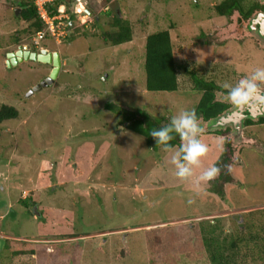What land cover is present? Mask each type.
Masks as SVG:
<instances>
[{
  "label": "rangeland",
  "instance_id": "rangeland-1",
  "mask_svg": "<svg viewBox=\"0 0 264 264\" xmlns=\"http://www.w3.org/2000/svg\"><path fill=\"white\" fill-rule=\"evenodd\" d=\"M223 1L87 0L89 23L72 16L69 38L34 47L29 24L12 13L17 5L0 0V106L20 113L0 125V264H211L202 233L219 226L217 236L229 234L232 220L242 222L249 212L241 210L245 203L257 206L252 212L264 210V131L256 132L262 127L249 129L251 135L244 129L240 140L232 128L202 137L212 148L204 165L223 171L197 194L175 177L169 153L152 150L106 109L110 103L166 121L182 109L196 111L201 92L190 90L183 73L186 91L146 90V39L156 32L170 31L180 67L206 72L219 85L264 66V46L246 27L239 34L236 13L216 14ZM115 12L131 24L130 42H105L106 31H117ZM14 42L59 52L58 85L29 95L51 67L28 61L9 68ZM215 186L223 197L211 193ZM25 193L30 209L20 203ZM4 234L30 238L40 246L37 256L11 262L15 248Z\"/></svg>",
  "mask_w": 264,
  "mask_h": 264
},
{
  "label": "trees",
  "instance_id": "trees-1",
  "mask_svg": "<svg viewBox=\"0 0 264 264\" xmlns=\"http://www.w3.org/2000/svg\"><path fill=\"white\" fill-rule=\"evenodd\" d=\"M245 1L224 0L215 6V12L220 17L231 18L235 13H240V24L238 23L240 25V34H243V26L247 19L250 18L249 16L253 14L250 7L247 8L245 6ZM64 4L69 10L71 0H66ZM59 6L60 4L57 5V8ZM57 8H51L52 13H57ZM22 17L23 20L29 23L28 29L32 35L44 29V25L37 13L35 0L27 3V10L23 12ZM114 18V23L111 26L117 28V31H106L104 33L105 42L109 41L112 45L130 42L133 35L131 24L120 19L117 14L114 15ZM178 53V48L172 41L170 31L156 32L147 37L144 65L146 90L151 93L182 91L185 89V84L181 81L183 73L188 76L187 80H189L190 90L201 92V100L195 112L206 129L205 135L225 136L229 134L231 128L215 132H211L206 128L208 122L233 107L224 99L225 90L215 80H210L206 72H201L198 69L190 70L189 67L184 70L183 67H180L177 61ZM56 85H58L57 82ZM106 109L121 117L119 124L124 126L125 129L142 136L152 150L163 148V146L156 145L150 133L153 129H159L170 123L171 118L166 121L164 120L165 118H156L142 110L130 112L110 103L106 105ZM19 118L20 113L14 106L7 104L0 106V125L6 121ZM259 121L264 124V118ZM252 124V121L246 122L247 127ZM248 134L251 135L250 132ZM171 143L174 146H178L180 143L179 137L177 136ZM228 146H230V141H228ZM219 166L222 172L223 168L221 165ZM222 177L226 179L225 183L229 182L231 178L229 174L226 177L224 175ZM217 188L216 186L211 188V193L223 197L222 188ZM28 200L27 197L20 201L26 209H30ZM256 207L248 206L245 203L241 210H249V212L244 214L242 222L232 220L229 234L219 233L217 236L219 226H214L207 234L203 231V242L211 264H264V210L252 212L251 210ZM11 247L15 248L10 255L12 262L16 258L18 260L23 256H37V249L40 246L38 247L37 243L13 241Z\"/></svg>",
  "mask_w": 264,
  "mask_h": 264
},
{
  "label": "clouds",
  "instance_id": "clouds-1",
  "mask_svg": "<svg viewBox=\"0 0 264 264\" xmlns=\"http://www.w3.org/2000/svg\"><path fill=\"white\" fill-rule=\"evenodd\" d=\"M64 2L65 0L57 5L66 7ZM71 10L72 8L70 12ZM221 87L225 90L224 99L234 108H247L254 97L264 94V66L254 68L250 74L241 77L234 84L224 82ZM205 132L206 129L195 110L182 109L171 118L170 123L159 129H153L150 133L156 145L163 146V151L170 154L175 177L181 182H191L197 194L202 184L218 178L221 173V168L216 164L205 166L203 163L204 158L212 151L211 146L202 139ZM177 136L180 143L174 146L171 142ZM224 145V138L218 137L215 142L216 149L223 153L226 151ZM226 167L231 171L230 165ZM193 202L192 199L188 201L189 204Z\"/></svg>",
  "mask_w": 264,
  "mask_h": 264
},
{
  "label": "water",
  "instance_id": "water-1",
  "mask_svg": "<svg viewBox=\"0 0 264 264\" xmlns=\"http://www.w3.org/2000/svg\"><path fill=\"white\" fill-rule=\"evenodd\" d=\"M71 5L73 14L76 15L79 7H81V10H85L86 13L92 16V12L89 10V3L87 2V0H72ZM255 25L256 23L253 21L251 33L254 36L257 35L253 30V28H255ZM70 28H74L73 23L70 24ZM258 38L264 46V37L259 35ZM28 61H34L52 66L51 73L47 77V79L38 84L33 90H31L29 95H33L34 92L40 91L43 88L54 85L63 67L60 53L50 52L48 49H43L39 52H34L27 49V47H20L17 52H11L7 55V65L9 66V68L13 65H17L18 63ZM246 112H248L247 115L245 114ZM260 117H264V94L254 97L252 99L251 104L247 108L236 109L232 107L231 109L226 111L224 115L212 120L208 128L209 131L212 132L217 129H224L225 127H230L233 129V136L240 140L243 138V131L245 128L244 121L246 119L256 120Z\"/></svg>",
  "mask_w": 264,
  "mask_h": 264
},
{
  "label": "built area",
  "instance_id": "built-area-1",
  "mask_svg": "<svg viewBox=\"0 0 264 264\" xmlns=\"http://www.w3.org/2000/svg\"><path fill=\"white\" fill-rule=\"evenodd\" d=\"M63 1L64 0H35L38 16L44 25V29L35 34V47L40 46V44L47 39L53 40L55 44H59L62 39L68 36V21L70 20V16L75 14H73L71 10L70 15L64 5L57 8V3L61 4ZM51 8H57V13H52ZM76 15L79 22L84 26L91 21V16H89L85 10H81V7H79ZM40 49H43V47Z\"/></svg>",
  "mask_w": 264,
  "mask_h": 264
},
{
  "label": "flooded vegetation",
  "instance_id": "flooded-vegetation-1",
  "mask_svg": "<svg viewBox=\"0 0 264 264\" xmlns=\"http://www.w3.org/2000/svg\"><path fill=\"white\" fill-rule=\"evenodd\" d=\"M12 4L14 5H17V7L13 8V15L15 18H17V20L19 21H22L23 23L27 24L28 22L23 20V12L27 10V3L30 2L31 0H10ZM89 3V2H88ZM218 5V4H217ZM216 6V5H215ZM214 6V7H215ZM245 6L247 8L250 7V10H252L253 14H251V16H249L250 18L247 19V22H246V25L244 24L243 26V32H244V28L246 27L247 28V33H249V35H253L251 33L252 31V25H253V21L256 23L255 25V28H253L254 32L259 36H263L264 37V0H246L245 1ZM107 10H109V6L106 7ZM115 14H119L117 12H115ZM114 14V15H115ZM235 17V25L237 26L236 29L237 31H240L239 30V20H240V13H236V16ZM222 18H227V17H222ZM243 22V23H245ZM239 23V24H238ZM29 24V23H28ZM28 29V28H27ZM242 32V33H243ZM26 33H28V30L26 31ZM240 34V32H239ZM241 35V34H240ZM244 35V33L242 34ZM255 36L258 40V36ZM16 40V39H15ZM17 41V40H16ZM260 41V40H259ZM261 43V42H260ZM262 44V43H261ZM13 45H16V47H14V49H12V51L8 52V53H11V52H17L19 50L20 47H27V49L31 50V51H35L33 50V48L31 47L30 44H25V43H17V42H14ZM45 48V47H44ZM48 50L51 51V49L49 48H46ZM51 67V70H52V66ZM50 70V71H51ZM246 115L248 114V112L245 113ZM261 118H264V117H260L256 120H250V119H246L244 121V126H245V131H247L248 133L250 132L249 129H253L254 127L256 126H259V127H262L261 130H257L256 132L260 133V131H264V124H261L259 120H261ZM247 121H252L253 124L252 125H249L248 127L246 126V122ZM255 136H258L260 140H262L260 138V136L258 134H256ZM250 138V137H249ZM252 139V138H251Z\"/></svg>",
  "mask_w": 264,
  "mask_h": 264
},
{
  "label": "crops",
  "instance_id": "crops-1",
  "mask_svg": "<svg viewBox=\"0 0 264 264\" xmlns=\"http://www.w3.org/2000/svg\"><path fill=\"white\" fill-rule=\"evenodd\" d=\"M66 1V0H65ZM67 10V12L69 11L68 9H66ZM69 13V12H68ZM70 15H71V13H69ZM89 15V14H88ZM73 16V19L75 18L76 20L78 19V17H77V15H71L70 16V20L68 21V25H69V28H70V24L71 23H73V21H72V17ZM90 16V15H89ZM94 16V13L92 14V16H91V19H92V17ZM74 27H75V25H74ZM70 31V30H69ZM71 32L72 31H70V33L68 34V36L67 37H70L71 36ZM50 51V50H49ZM50 52H54V51H50ZM27 196V194L25 193V195H24V198L23 199H25V197ZM27 198V197H26ZM35 216H37V215H35ZM3 236H5V238H7V239H9V240H12V241H22V242H29V243H33V244H36L35 242H32L31 240H30V238H28V237H22V236H10V235H3ZM81 238V237H80ZM72 239H76V238H72ZM72 239H70V238H68V240H72ZM63 240H65V239H61V241H63ZM46 241V240H45ZM50 241V240H49ZM51 242V241H50ZM23 257H26V256H23ZM34 257H36V256H34ZM22 258V257H21ZM20 259V258H19Z\"/></svg>",
  "mask_w": 264,
  "mask_h": 264
}]
</instances>
